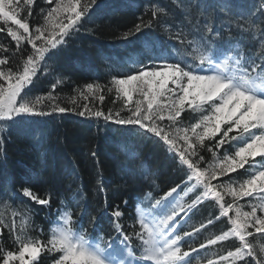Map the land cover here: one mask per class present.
I'll return each mask as SVG.
<instances>
[{
    "label": "snow or ice",
    "instance_id": "snow-or-ice-1",
    "mask_svg": "<svg viewBox=\"0 0 264 264\" xmlns=\"http://www.w3.org/2000/svg\"><path fill=\"white\" fill-rule=\"evenodd\" d=\"M171 3L172 9L159 3L146 5L137 22L118 37L130 42L143 36L145 48L115 65L119 75H111L108 84L92 81L74 87L75 95L67 98L71 106L66 107L57 87L67 77L56 75L49 62L101 7L100 0H0V33L11 38L0 43V133L15 124L35 123L34 118L65 114L95 121L98 131L115 125L117 132L160 146L176 161L188 192L203 189L191 203L173 195L180 185L156 199L151 210L138 203L131 217L132 231H127L120 206L108 204V189L97 166L95 194L104 196L102 215H110L114 234L99 232L100 218L95 215L85 228V194L78 189L71 201L59 198L57 218L50 221L45 238L33 217L41 208L51 210L54 194L41 195L26 183L18 191L27 199L17 207L16 191L9 187L0 197V264H202L201 250L230 240L238 244L218 259L207 258V264H264V0L251 7L230 0ZM157 28L176 43L148 39V32ZM45 75L56 76L50 90L30 95ZM106 95H114L111 102H119L120 107L105 112ZM186 111L198 114L188 124ZM225 144L229 149H224ZM4 146L0 136V154L6 156ZM204 150L211 153V160L202 155ZM96 155L91 153L93 158ZM128 155L135 158V153ZM241 169L243 173H238ZM245 198L251 199L241 205ZM204 201L214 202L218 215L209 213L206 221L181 234L193 210ZM72 204L79 209L75 215ZM9 209L11 221L5 219ZM221 218L229 227L220 234L198 246L184 239L217 221L223 223ZM36 229L40 235L32 234Z\"/></svg>",
    "mask_w": 264,
    "mask_h": 264
},
{
    "label": "trees",
    "instance_id": "trees-1",
    "mask_svg": "<svg viewBox=\"0 0 264 264\" xmlns=\"http://www.w3.org/2000/svg\"><path fill=\"white\" fill-rule=\"evenodd\" d=\"M37 2L39 3L40 0H37ZM110 2V5H106V7H101V9L99 8L98 10L92 12L91 16L86 20L82 30L78 34L74 35L69 43L65 45L55 57H53L52 61L49 62L55 69L56 75L67 77L65 83L57 87V93L60 95L64 106L66 107L71 106L67 103V98L75 95L73 92L74 87L82 86L92 81H99L100 83L106 85L111 79L110 75L114 69L111 66L113 62L109 64V62L106 61V58L111 54L102 57L101 60L106 62L102 63L100 67H95L102 71L100 80H96L95 78H91V76H93L92 72L95 70L94 67H91L89 71L85 68L75 69L74 67L68 65V59H75L83 54H89L92 51H97L102 47H106L110 51L114 50L117 46L114 43L115 40L120 37L122 32L126 31L137 22V17L145 11V6L150 3H159L169 9L175 7L172 5L171 0H111ZM202 2L209 4L210 0H202ZM45 7L48 6L45 5ZM38 10L39 9H37V11ZM179 18V13L177 12V23L179 22ZM30 23L34 25L37 21L33 19ZM169 23H172V21L170 20ZM10 41L11 38L6 37V33H0V43H8ZM73 41L76 42L72 44ZM12 46L14 47V42H12ZM30 50L31 49L29 48V51ZM114 74H117V72ZM55 79L56 76L48 75L46 78H40L37 80L35 85H42L41 87H46L45 91L48 92ZM113 99L114 95H106V99L102 105L105 112H107L109 108L115 109L120 107L119 102L115 105L112 104L111 101ZM80 103H85V101H80ZM93 103L96 106H101L98 101H94ZM128 114L129 113L126 112L121 113L123 116ZM191 116L193 115L189 111L184 113V120L188 121L187 124L190 122L189 118ZM64 119L68 121L73 120V122H71L70 126L63 125V122H61L60 126L57 128L59 130L56 132V135L48 136L47 144L41 146L42 149H48V153L45 151L40 152V149L36 151L38 152L37 154L33 153L32 148L34 147L35 149L38 146V139H35V137L33 138L35 141L33 145L31 142L23 141L17 135L11 137L9 140L13 141L14 145L6 146V156L2 154L3 158L0 154V183L5 182L7 176H13L14 179H16V172H18L19 175L26 176L27 171L34 166L33 162L35 160H29V156L33 153L36 154V160L39 159L40 156L41 160L45 161L40 162L41 165L36 168L35 172L39 171L43 173L40 178L48 180V183L46 182L44 186H48V190L51 189L54 197L56 195L63 194V190L61 189V177L66 174V170L71 173H75L74 167L76 165V172L80 173V175L75 180H72L71 183H68L65 187V192H70V194L73 195L77 193L78 189L82 190L85 194L84 201L87 206H89L90 211H94L96 207L102 210L104 196L103 194L99 197L96 196L95 181L92 180L95 167L94 160L98 158L100 161L99 168L103 172L102 176H105V180H107L106 187L108 189V204L110 205V208L112 206L119 205L124 212V217L129 220L128 217H130L131 214L130 212H127L126 207L122 205L124 200L129 201L132 199V196L140 194H145L151 199L159 198L166 193V190L178 182L176 178L179 172H176L175 169H179L177 167V163L171 159V157L166 154L160 146L152 144V148L150 150L148 148L138 146V150H133L141 155H135V158L133 159L127 154L128 158L126 160H121L120 158L122 154L116 153L114 155V152L108 146L109 141L106 143L105 141L99 139L107 138L111 140L108 134L96 136V125L95 128L93 124L91 125L82 121L77 122L72 117ZM191 122L194 123L195 120H191ZM165 123L167 122L165 121ZM4 141L7 142V138H5ZM120 142L122 143V141ZM52 143H55L56 145V147L53 148V151ZM205 143L212 145L214 144V141H206ZM127 144V151L130 152V147L135 144L133 142ZM38 148H40V144ZM93 151L97 154L95 158L91 156ZM63 153L67 154V156L63 158L68 159V161L62 160L64 162V167L60 166L59 168H55V158H57V156H63ZM222 153L223 151L220 150L218 154L222 155ZM202 155H204L206 159L211 160V153L206 150L202 152ZM236 175L237 174H234L233 176ZM224 178L227 180V177ZM181 191H184L187 196L184 198L182 197L183 195L177 193L175 196L178 197V200L184 198V202L187 203L193 200L192 198L195 195V191H192L189 194L187 187ZM197 208L198 210H193L192 215L200 216L198 220L199 222L197 221L199 224L209 218V213L216 214V207L214 210L212 203L206 204L203 202L198 205ZM74 214H76V211ZM219 230V225H215L211 228L209 233L212 232V234H215ZM103 233L107 235L108 231L104 229ZM4 234L7 236L5 229ZM33 235H39V229H36ZM216 250L217 247H214L213 251ZM225 251L226 248L223 246L221 248V253L225 254Z\"/></svg>",
    "mask_w": 264,
    "mask_h": 264
},
{
    "label": "bare ground",
    "instance_id": "bare-ground-1",
    "mask_svg": "<svg viewBox=\"0 0 264 264\" xmlns=\"http://www.w3.org/2000/svg\"><path fill=\"white\" fill-rule=\"evenodd\" d=\"M110 7H108V8H110ZM104 41H106V40H104ZM74 42H76V41H73L72 44H74ZM120 42H122V40L117 38L114 43L115 44H119ZM111 53H112V51H110L108 48L102 47V48L98 49L97 51H92L89 54H83L81 56L76 57L75 59L74 58L68 59L67 61H68V65L74 67L75 69L85 68V69L89 70L91 67H94V68L96 66L100 67L102 63L106 62V61L103 62V60H101V58L105 57V56H108ZM76 63H78V64H76ZM100 77H101L100 75L91 76V78H95L96 80H100ZM61 122H63V125L70 126V124H71V122H73V120H70V121H68V120H62L61 121V120H59L58 122L49 123V125L47 127L49 135H56V132H58V130H59L57 128L60 126ZM18 132L19 131H18L17 127H14V129L11 130V134L13 135V137L15 135H17ZM96 136H99V135L96 134ZM100 136H102V135H100ZM99 139L102 140V141H105L106 143L109 141L108 142V146L112 149V151L114 152V155L116 153L119 154L122 151L121 146L122 147L124 146V143L123 142L121 143L119 140L112 141V140H109L107 138H104V139L103 138H99ZM130 140L135 144L134 146L130 147L132 152L134 150H138L139 149L138 146H142V147L148 148L149 150L152 148L151 147L152 146L151 142H146L144 140H141L139 137H131ZM7 145L8 146H10V145L13 146L14 143H13V141L9 140V141L5 142L4 148H6ZM55 147H56L55 143H52V151H53V148H55ZM9 151H11V150H9ZM30 153H32V152H30ZM66 156H67V154L63 153V156H57V158H55V161H54L55 168H59L60 166L64 167V162L62 160L68 161V159H64L63 158V157H66ZM112 158H115V157H112ZM127 158H128V155L126 154V152L123 151V154L121 155L120 159L121 160H126ZM94 161H95V167H94V171H93V175H92V180L95 181L96 180V170H97V166L100 165L99 164L100 161L98 160V158L95 159ZM73 162H75V161H73ZM33 164H34V166L30 170H32L34 172V171H36V168H38L41 165V163L39 162V159H37V160H35L33 162ZM74 168H77L76 165H75ZM175 169H176V172H179L178 175H177L176 180H178L179 182L184 183V175H183V173L179 169H177V168H175ZM61 178H62L63 181H67L69 179V177L66 174H64ZM108 179L110 180L109 177H108ZM56 190H57V188H56Z\"/></svg>",
    "mask_w": 264,
    "mask_h": 264
},
{
    "label": "rangeland",
    "instance_id": "rangeland-1",
    "mask_svg": "<svg viewBox=\"0 0 264 264\" xmlns=\"http://www.w3.org/2000/svg\"><path fill=\"white\" fill-rule=\"evenodd\" d=\"M31 51V50H30ZM229 199H231V198H229Z\"/></svg>",
    "mask_w": 264,
    "mask_h": 264
}]
</instances>
